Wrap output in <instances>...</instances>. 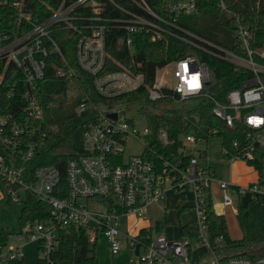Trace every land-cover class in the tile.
Returning <instances> with one entry per match:
<instances>
[{
    "label": "built area",
    "instance_id": "2783aa9c",
    "mask_svg": "<svg viewBox=\"0 0 264 264\" xmlns=\"http://www.w3.org/2000/svg\"><path fill=\"white\" fill-rule=\"evenodd\" d=\"M126 2L127 5L118 0H60L55 6L47 5L48 15L42 14L37 20L26 0H0V198L24 204L29 194L48 207L45 219L27 220L10 233L5 243H0V264H23L28 242H37L41 257L48 259L61 232L70 226L85 229L93 250L102 237L112 255L128 249L140 264H264V254L254 258L226 254L222 261L210 243L209 202L217 212L212 200L213 184L223 206L232 204L230 192L264 198V174L247 186H237L217 177L207 163L199 164L198 158L206 157V152H198L197 157L189 145L214 137L215 129L209 131L208 138L193 132L173 136L164 128L153 134L148 125L139 129L130 119L121 118L118 111L106 109L128 105L97 103L85 94L76 105L77 118L72 123L76 126L73 135L76 131L81 135L83 150L72 152L69 146L71 156L64 164V176L61 167L40 164L47 131L38 91L39 82L46 76L50 50L61 56L60 62L50 63L54 76L68 80L69 86L75 79V69L52 36L60 27L77 32L76 64L92 78L94 90L103 98H114L145 85L144 72L138 69L141 61L133 59L120 69L104 70L109 58L106 36L110 31L121 30V42L127 47L138 32L146 33L153 41L172 37L192 47V54L155 71L152 84L147 86L148 99L156 102L170 96L171 101L165 104L168 110H172L169 105L174 101L194 99L196 105L204 101L211 104L212 114L226 127H244L242 140H232L230 148L220 144L223 158L252 162L255 149L264 147V45L251 46L249 29L226 8L224 0H217V6L231 28L221 36V42L180 20L199 12L198 0H167L166 16L154 11L145 0ZM207 59L241 69L248 76L238 87L227 90L223 100L219 99L213 91L217 69ZM162 68H168L165 75L173 80L172 85L157 81V71ZM113 112L117 114L115 119L108 117ZM128 137L147 140L141 142L139 154L125 158ZM179 141L183 145L180 150L191 153L185 162L171 159L169 148ZM185 189L194 198L193 235L168 238L159 232L153 235L152 227L147 226L149 234L137 238L138 233L129 235L120 229L121 219L143 218L147 209L163 202L169 191ZM190 238L204 246L207 260L191 262ZM215 242L220 245L222 238L217 237Z\"/></svg>",
    "mask_w": 264,
    "mask_h": 264
},
{
    "label": "trees",
    "instance_id": "16d2710c",
    "mask_svg": "<svg viewBox=\"0 0 264 264\" xmlns=\"http://www.w3.org/2000/svg\"><path fill=\"white\" fill-rule=\"evenodd\" d=\"M60 0H26L32 16L39 20L41 16L48 15L47 5L55 6ZM125 5L126 0H118ZM146 3L158 14L166 16L167 0H145ZM199 12L195 15H205L211 25L202 30L200 25L191 20L190 17H182L180 20L184 25L207 36L208 38L221 42V33L215 29L216 25L222 26L227 33L230 30L229 20L223 11L219 10L217 0H198ZM227 9L232 10L240 18V21L246 25L251 34V46L260 47L264 45V0H224ZM77 32L60 27L52 32V36L62 50L63 56L67 62L75 69L74 85L78 99L75 104L65 98V93L69 87V81L66 79L56 78L50 66L51 62H60L61 56L57 52L50 50L48 54V65L46 76L43 81L39 82L38 98L43 109L44 128L47 131V138L43 144V156L40 164H55L63 170L65 175L64 164L71 156L68 153L70 143H67L70 134L75 127L72 125L77 118L75 106L82 95H88L94 102L105 105L124 104L132 105L142 103L146 109L149 106L157 107L160 111L151 113L148 126L153 134L158 129L164 128L173 136L181 133L193 132L205 138L209 137V131L215 129V138H219L223 147L230 148L232 140H242L246 129H230L222 121L214 117L211 112V104L200 101L196 106L188 109L184 114L175 110L162 108L163 104L171 101L170 96L163 97L156 102L148 99L147 86L151 85L154 80L155 71L170 61L183 58L194 52L193 48L180 42L172 37H166L163 40L153 41L146 33L138 32L132 35L130 47L121 42V30H112L106 36L107 52L109 58L106 60L104 70L120 69L123 66L132 63V60L141 61L142 66L139 70L144 72L145 85L140 88L124 93L114 98H103L96 93L92 84V78L76 64L75 42ZM212 68L217 69V84L213 91L219 99L224 98V93L233 87H238L241 81L248 76V73L229 66L226 63L217 60L207 59ZM168 95L170 90H163ZM223 93V95H222ZM51 124H57V127H51ZM150 139L154 141L151 136ZM182 143L175 142L169 149L173 161L180 160L185 162L191 155L190 152L183 153L180 150ZM252 166L258 173V179L263 176L264 170V147L255 149V159L247 163ZM258 202L263 205L264 198L258 196ZM240 215L246 209L239 204ZM184 207H178L177 214H181ZM208 214V234L209 240L220 259L224 261L225 251H233L235 254H241L254 258L264 254V223L260 234L254 238H248L243 235L240 239H232L229 235L226 220L223 213L216 212L212 205L207 206ZM48 215V207L34 198L27 195L21 214L18 216V224L21 227L27 220H43ZM196 226L193 221L180 226L182 235H193ZM150 230L141 228L138 231L137 238L149 234ZM7 229L0 226V243H5L10 236ZM217 237L222 238L218 245L215 242ZM93 248L88 243V236L83 227L70 226L61 232L60 240L57 247L50 253L48 259L40 258L38 264H97V258L93 254Z\"/></svg>",
    "mask_w": 264,
    "mask_h": 264
},
{
    "label": "rangeland",
    "instance_id": "374dc122",
    "mask_svg": "<svg viewBox=\"0 0 264 264\" xmlns=\"http://www.w3.org/2000/svg\"><path fill=\"white\" fill-rule=\"evenodd\" d=\"M192 21H195L200 25L202 30H206L211 22L206 19L205 15H195L191 17ZM215 29L218 33L226 35L224 28L220 25H216ZM233 41V40H232ZM168 68H162L157 71V81L166 82L172 85L173 80L169 79L165 75ZM76 86L71 84L67 91L65 98L68 99L71 104H75L78 97ZM197 103L194 99L174 101L169 105V108L175 110L178 113H184L188 109L195 106ZM76 108V106H75ZM162 108L167 109V105H163ZM107 110L118 111L121 118L130 119L137 128L142 129L149 123V117L151 113L160 111L157 107L149 106L148 109L142 103L132 104L128 106L113 105L106 107ZM51 127H57V124H51ZM146 137L140 139L134 137H128L124 145L123 155L127 158L130 155L139 154L142 151V141H146ZM67 143L72 145V152H81L82 141L79 132L70 134ZM189 149L198 156V152L203 151L207 154L206 157L198 158L199 164L204 165L208 162L214 169L217 177L232 181L238 186H247L250 182L256 181L250 166L246 161L235 158L228 160L221 157L220 140L219 138L210 137L208 140L189 145ZM184 193V199L181 198V194ZM215 184L212 185V200L214 203H219L221 197ZM232 198V205L225 208V220L228 228V232L234 239H239L246 235L248 238H254L261 232V227L264 223V204L261 205L258 202L256 195L251 193H243L241 197L238 194L230 192ZM194 198L189 189L184 191H170L166 194L164 202H160L150 206L143 218L127 217L119 221V227L122 231L127 232L129 235L135 234L136 229L139 226L148 223L152 226V233L156 235L158 232L167 234L169 238H179V227L188 222L190 219L196 217V213L193 209ZM244 205L246 209L240 215V206ZM188 206V210L182 212L179 216L177 214L178 207ZM191 206V207H190ZM23 207L22 202H9L6 199L0 198V226L7 229L11 233H15L18 228V216L21 214ZM219 211V210H218ZM158 222L159 226L156 225ZM180 224V225H179ZM191 240V238H190ZM192 260L200 259L203 262L209 258L206 253L201 254V249H204L203 245L198 244L193 239L191 240ZM226 254H234L233 251H225ZM93 254L97 258V264H140L136 261L132 252L128 249L122 250L118 255H112L107 247L105 240L100 237L96 249ZM201 256V257H200ZM41 258V252L37 242H28L24 246V262L23 264H38ZM192 262V261H191ZM143 264V263H141ZM175 264H180L176 262Z\"/></svg>",
    "mask_w": 264,
    "mask_h": 264
},
{
    "label": "crops",
    "instance_id": "0c3cea01",
    "mask_svg": "<svg viewBox=\"0 0 264 264\" xmlns=\"http://www.w3.org/2000/svg\"><path fill=\"white\" fill-rule=\"evenodd\" d=\"M209 166H211L208 162H206ZM248 165V164H247ZM248 166H250V165H248ZM250 169L252 170V172H253V174H254V177H255V179H257L258 178V173H257V171L252 167V166H250ZM214 170V169H213ZM231 183H232V181H230ZM234 184V183H233ZM235 185V184H234ZM238 186V185H237ZM170 192V191H169ZM219 195H220V193H219ZM239 197H241V195H238ZM221 197V196H220ZM257 197V196H256ZM181 198L182 199H184V193L183 194H181ZM165 199H166V196H165ZM165 199H164V201H165ZM222 199V198H221ZM163 201V202H164ZM214 203V202H213ZM215 204V209H216V207H219V211L218 212H220V213H223L224 215H225V208H228V207H230V206H223L222 204H221V201L219 202V203H214ZM242 205V204H241ZM244 206V205H243ZM182 207H184L183 209H182V212H185V211H187L188 210V206H182ZM191 207V206H190ZM181 212V213H182ZM194 219H190L188 222H191V221H193ZM188 222H186V223H188ZM186 223H184V224H186ZM156 225L157 226H159V224H158V222H156ZM180 225V224H179ZM147 226H153V225H149L148 223H146L145 225H142V226H139L137 229H136V231H135V234L136 233H138V231L141 229V228H145V227H147ZM261 229H262V227H261ZM179 231H180V227H179ZM167 235V234H166ZM180 235H182L181 234V231H180ZM230 235V234H229ZM168 237V236H167ZM230 237H231V235H230ZM169 238V237H168ZM232 238V237H231ZM232 239H234V238H232ZM240 239V238H239ZM202 254H203V250L201 249V256H202ZM200 256V257H201ZM190 259H191V261H192V263H195V262H198L200 259H198L197 261L196 260H192V251H191V255H190Z\"/></svg>",
    "mask_w": 264,
    "mask_h": 264
},
{
    "label": "water",
    "instance_id": "95a60500",
    "mask_svg": "<svg viewBox=\"0 0 264 264\" xmlns=\"http://www.w3.org/2000/svg\"><path fill=\"white\" fill-rule=\"evenodd\" d=\"M116 116H117V114H116L115 112H113V113H108V117H110V118L115 119ZM216 210H219V207H216ZM217 212H218V211H217ZM135 255H138V247H136V249H135ZM132 264H134V262H132Z\"/></svg>",
    "mask_w": 264,
    "mask_h": 264
}]
</instances>
